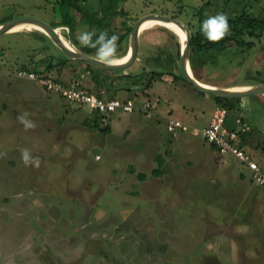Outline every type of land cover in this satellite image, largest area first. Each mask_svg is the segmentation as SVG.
<instances>
[{
	"label": "rangeland",
	"instance_id": "374dc122",
	"mask_svg": "<svg viewBox=\"0 0 264 264\" xmlns=\"http://www.w3.org/2000/svg\"><path fill=\"white\" fill-rule=\"evenodd\" d=\"M206 1L124 0L122 8L132 20L115 16L108 28L117 32L142 17L163 15L194 31L196 9ZM250 1L253 12L264 4ZM53 2L0 0V24L35 18L53 25L59 14ZM75 16L74 32H59L66 40L74 33L87 39L93 27ZM153 28H160V37L169 41L163 49L177 61L175 37L162 26ZM33 32L0 36V72L7 73L0 74V264H264V190L258 188L264 187L241 179L245 167L231 154L217 157L193 131L210 121L212 97L165 75L174 83L155 81L138 96L124 93L134 98L136 110L112 114L108 133L91 129L83 123L87 106L74 109L57 96L50 99L56 102L45 100L36 80L17 76L24 58L33 66L44 56L30 46L40 44ZM113 46L87 54L96 57ZM189 64L198 81L216 87L262 81L264 44L255 40L249 49L232 45L221 53L195 54ZM252 97L257 98L248 96V105L230 114L241 112L261 124L264 103ZM145 102L161 113L156 120L138 113ZM128 114L147 127H122ZM166 114L188 129L169 132ZM21 117L33 126L26 127ZM153 130L154 136H145ZM255 134L259 144L251 153L262 154L264 167V128L255 127ZM25 151L39 159L38 167L24 163ZM133 151L150 154L149 165L131 156ZM158 156L164 160L161 167ZM139 171L144 182L137 178Z\"/></svg>",
	"mask_w": 264,
	"mask_h": 264
},
{
	"label": "trees",
	"instance_id": "16d2710c",
	"mask_svg": "<svg viewBox=\"0 0 264 264\" xmlns=\"http://www.w3.org/2000/svg\"><path fill=\"white\" fill-rule=\"evenodd\" d=\"M124 0H54L53 8L58 10V20L54 21L53 27L62 26L68 28L71 34L74 32L76 24V16H79L80 20H86L90 26L93 27L90 36L86 40V46H78V43L74 41V37L71 35L73 44L79 48L82 52L91 53L96 49H100L109 44L117 45L119 41L127 38L131 29L132 23L129 24L123 33L116 34L115 30L108 28L110 22L115 16H120L127 20H132L129 14L122 8ZM256 1V0H255ZM253 4L249 0H207L198 9H196L195 15L197 17V27L193 31H190V51L189 61L195 54L206 53L213 51L215 53H221L226 48L235 45L242 49H249L253 46L254 41H263L264 44V4L260 6L257 12L252 10ZM224 16L227 22V29L223 30L222 35H217L222 31L218 28L217 32H214V25H218V17ZM44 42L49 39L44 34H39ZM47 44L44 45L43 52L45 54ZM49 54L47 53V56ZM49 57H54L49 55ZM66 58L63 59V61ZM39 62H37L33 71L43 73L50 71L53 68L51 60L48 61L43 68H39ZM58 63H61L59 61ZM25 69H29L26 66ZM86 68L90 72L101 71L97 70L88 64ZM108 72V71H106ZM47 75V74H46ZM163 73L151 71L149 72L143 82V88H149V85L153 80H160ZM184 80L182 73L179 76ZM264 82V80H257ZM100 96V95H99ZM101 97V96H100ZM215 102L227 108L228 111L239 107L240 98H221L212 96ZM85 125L91 129L100 130L103 133L110 131V126L105 124L104 127L99 128V123L102 122V116L97 112H93L92 118H85ZM242 139L244 137L242 136ZM215 150L213 146L210 145ZM158 166L162 165V157H157ZM160 171L154 170L153 174L157 175ZM139 180L145 178L144 174H137Z\"/></svg>",
	"mask_w": 264,
	"mask_h": 264
},
{
	"label": "crops",
	"instance_id": "0c3cea01",
	"mask_svg": "<svg viewBox=\"0 0 264 264\" xmlns=\"http://www.w3.org/2000/svg\"><path fill=\"white\" fill-rule=\"evenodd\" d=\"M151 29H154V28H150V30ZM159 29L151 30V31H147V30H149V29H147V30H144L143 32L139 33V35H138V37H139V39H138L139 49L137 48V55H136V57L138 56V58H137V60L135 59L133 61V63L130 66H128L127 68L121 69V70H104V69H98L97 68V70H101V71H94V72H90L87 70L86 63L79 61V60L68 59L63 54V52H61V50L57 46H55L53 43H51L50 41L44 42V40L41 39L39 34H43V33H41L40 31L33 30V31H35V32H33V34L37 38V41L38 42L40 41V44L38 45L39 47L36 46V44L30 45L31 48L32 49H40L41 52H43L44 45L47 44L48 47L46 49L44 56H42V58H40L39 60L35 61L33 66L28 64L27 61L29 59L26 57L23 59L24 62L20 63V67L24 68L26 66L27 68L33 70L34 65L37 62H39L38 63L39 68L41 69L44 67V65L48 61L51 60V63L54 65L53 68L50 71L45 72V74H47L50 77L56 78V79L66 83V84L70 83L71 81H73L75 79H78L80 81L82 88H84L85 90H87L90 93L96 94L98 96L100 95L101 97L117 98V94H120L121 97H118L119 99H129L130 98V99L134 100L133 97L123 96L124 93L132 92L136 96H138L139 94H143L144 90H145L143 88V82H144L146 75L149 72L156 71V72L163 73L162 78L160 80H153L152 81L153 83L155 81H164V82L169 83V84H173L174 82L173 83L169 82L168 79L164 78L165 75H171L172 79L174 78V80H175L176 78H179L180 74L182 73L181 72V66H180L179 50H178L177 61L173 60L172 51L169 50V52L167 53L163 49L162 43H164V42L168 43L169 41L168 40L166 41L164 38L160 37L161 33H160ZM164 29H166V28H164ZM123 31H124V29L119 30L116 32V34L123 33ZM11 33H16V32H11ZM143 33H146V34L143 35ZM74 35H75V33L73 34V37H74V41H76L78 43V46H86L87 47V45H86L87 39L85 37L83 39L79 40ZM172 35L175 37L176 41L179 44V39H177V37L173 33H172ZM70 38H71V36H70ZM160 45H161V47H159ZM29 47H28V49H29ZM113 47H114V49H112V50H101V54L95 55V56L97 58H100L103 60L107 59L111 56L121 57L123 54L126 53L127 38L122 40V41H119L117 46H113ZM169 48H170V46L169 47L167 46V49H169ZM47 53L49 55L54 56V57H49V55L47 56ZM140 55H143V58ZM64 58H66V60L63 61ZM141 58H142V60H141ZM59 61H61V63H58ZM106 71H108V72H106ZM3 73L7 74L5 72H0V74H3ZM81 75H82V77H81ZM257 82H259V81H257V80L249 81V82L247 81V82L236 83V84H231V85H222L221 87L228 88V87H234V86H249V85L255 84ZM202 83H205V84L211 85V86H215V85H212V84L207 83L205 81H203ZM152 85L150 84L149 87ZM0 90H2V89H0ZM45 91L46 90H44V92H43V94H45V97H44L45 100L46 99L50 100V99H52V97L57 96L60 100L65 101L59 94H57V93L55 94L54 92H48V91L45 92ZM36 96L38 97V95H36ZM36 96H35V98H37ZM209 97H212V96L210 95ZM256 97L257 98H255V97H252V98L255 99L257 102H259L261 100L260 103H262V104L264 103V95L263 94H257ZM24 98H27L28 100H32L34 98V96H30V97L24 96ZM50 101L56 102V100H50ZM249 101L250 100L248 99V96L244 97V98H240L238 105H239V107H241V110H242V108H245L246 105H248ZM211 102L213 104V110H212L210 119L212 117V114L214 112L215 107L218 105L215 102V100L213 99V97L211 98ZM65 103L68 105H71L73 107L77 106L74 104H70L66 101H65ZM155 107L156 106L154 104H152V107L150 109L149 114L143 113L141 111V109L138 110V111H140L138 113L141 115V112H142L144 115H146V117H149V118L152 117V119L156 120L155 117L160 115L161 113L156 112L158 110H156L157 108L155 109ZM80 108H82V107H80ZM74 109H75V107H74ZM88 114H89V116L86 118H92L91 114L93 115V112L90 111V112H88ZM88 114H86V115H88ZM128 115H130V117L127 120L129 123L122 126L125 129H128L130 131V129L138 126L137 124H139L142 129L147 127L144 124H142V122L140 121V119L138 118V116L136 114H128ZM168 116H172V115L166 114V115L162 116V118L167 121ZM236 116H240L247 121L249 120L241 112L234 113V114H230V111L228 112L229 121H232V119ZM260 118H261L260 119L261 124L252 123L251 120L248 121V122H251V124L253 125L252 131L245 134V135H242L244 137V139H242V136H241L239 143L241 146H243V148L245 150H247V152L253 157V159L256 160L263 167V165H262L263 161L261 159L262 154H259L258 152L257 153H255V152L251 153L252 147L253 148L257 147V145L259 144L256 137H255V135H256L255 134V127L259 126L261 128H264V116L262 115V117H260ZM109 119H111V117H109ZM108 120H106L105 123L110 126V130H111L112 125L110 123H108ZM209 122L210 121H208L207 124L204 126H207L209 124ZM155 132L156 131H154V130L149 131L148 133H145V136H149V134L154 136ZM176 134L177 133H175L174 135H176ZM153 140H154V138H153ZM203 147L209 148V145L204 143V141H203ZM215 153H216L217 157H221L218 155L216 150H215ZM131 156L137 158L138 161L140 160V158H145L146 162L148 163L146 165H149L150 157H151L150 154H145V156H140L138 153L136 154V152L133 151L131 153ZM256 157L259 158V160H257ZM136 164H137V162H136ZM165 165H166V161H165ZM244 170L245 171L239 172V174H238L239 177L241 179L250 180L248 170L246 168ZM141 173L144 174V172H140V171L137 172V174H141ZM231 175H232V173H231ZM234 175L235 174H233V176ZM143 180H140V181L144 182ZM255 187H257V186H255ZM258 188L264 190V188H261V187H258Z\"/></svg>",
	"mask_w": 264,
	"mask_h": 264
},
{
	"label": "built area",
	"instance_id": "2783aa9c",
	"mask_svg": "<svg viewBox=\"0 0 264 264\" xmlns=\"http://www.w3.org/2000/svg\"><path fill=\"white\" fill-rule=\"evenodd\" d=\"M64 28L66 27H62ZM16 74L21 78L36 80L44 90L59 94L70 104L87 106L91 112H97L102 116L103 123L115 112L131 113L136 110L133 99L100 97L82 88L78 79L66 84L46 74L25 68H20ZM151 107V102H145L141 111L149 114ZM228 112L227 108L217 105L209 124L202 128H193V131L207 144L213 146L219 156L233 155L248 170L251 182L264 187V168L239 143L242 135L252 131V126L240 116L229 121ZM166 129L175 133L177 130L188 129V126L180 119L168 116Z\"/></svg>",
	"mask_w": 264,
	"mask_h": 264
},
{
	"label": "water",
	"instance_id": "95a60500",
	"mask_svg": "<svg viewBox=\"0 0 264 264\" xmlns=\"http://www.w3.org/2000/svg\"><path fill=\"white\" fill-rule=\"evenodd\" d=\"M145 22H152L156 25H164L167 23L174 24L181 32L182 39H179V56H180V66L181 72L184 80L189 83L197 92L206 93L211 96L221 97V98H244L251 95L263 94L264 95V82H258L249 86H245L240 89H230L224 87H216L207 85L198 81L190 68L189 64V51H190V32L181 21L176 18L163 16V15H149L142 17L140 19L135 20L132 23L131 29L128 33L127 37V49L125 53V58L121 62H107L103 59L94 57L92 55L86 54L82 52L79 48H77L72 40L68 38L69 44L74 48L77 52L75 56L72 54V50L63 44L59 40L58 29L62 28V26L53 27L49 25L47 22L35 19V18H17L12 20H7L0 24V36L4 33H7L13 26L17 24L27 23L32 26L37 27L40 32L43 33L51 43L57 46L63 54L71 60H79L82 61L94 68L104 69V70H121L127 68L135 59L137 55V40L139 31L142 25Z\"/></svg>",
	"mask_w": 264,
	"mask_h": 264
},
{
	"label": "bare ground",
	"instance_id": "6f19581e",
	"mask_svg": "<svg viewBox=\"0 0 264 264\" xmlns=\"http://www.w3.org/2000/svg\"><path fill=\"white\" fill-rule=\"evenodd\" d=\"M154 26H156V24H154V23H152V22H145V23L142 25V27H141L139 33L143 32L144 30H147V29L153 28ZM159 26H162V27L166 28L167 30H169L171 33H173V34L177 37V39H180V40H181V39L183 38V37H182V34H181V32H180V30H179L174 24H172V23H167V24L159 25ZM164 28H162V29H164ZM33 30L41 31V30H39V29H38L37 27H35V26H32V25L27 24V23H22V24H17V25H15V26H13V27H12L7 33H11V32H22V31H33ZM167 30H166V31H167ZM169 31H168V32H169ZM61 33H62V32H61ZM61 33L59 32V29H58L59 40H60L63 44L67 45V46L70 48V50H72V54H73V56H75V55L77 54V52H76V51L74 50V48L69 44V42L66 40V38H65L64 36H62ZM60 54H61V53H60ZM124 58H125V54H123L121 57H114V56H111V57H109V58H107V59H104V61L115 63V62H121V61H123ZM114 59H115V60H114ZM113 60H114V61H113ZM243 87H245V86H234V87H228V88H230V89H240V88H243Z\"/></svg>",
	"mask_w": 264,
	"mask_h": 264
},
{
	"label": "clouds",
	"instance_id": "9594fccd",
	"mask_svg": "<svg viewBox=\"0 0 264 264\" xmlns=\"http://www.w3.org/2000/svg\"><path fill=\"white\" fill-rule=\"evenodd\" d=\"M218 27L219 29H221L222 31L218 32L217 35H222L223 34V30L227 29V22H226V18L224 16H220L218 17ZM22 122H25L26 127H32L33 125L31 123H28L26 121H24V118L21 117ZM23 161L25 164H28L29 162H33L35 163V165L38 167L39 166V159L35 158L34 160L30 157L29 153L27 151H25L23 153V157H22Z\"/></svg>",
	"mask_w": 264,
	"mask_h": 264
},
{
	"label": "snow or ice",
	"instance_id": "6c2138e0",
	"mask_svg": "<svg viewBox=\"0 0 264 264\" xmlns=\"http://www.w3.org/2000/svg\"><path fill=\"white\" fill-rule=\"evenodd\" d=\"M218 28H219L218 26L214 25V29H213V31H214V32H217V31H218Z\"/></svg>",
	"mask_w": 264,
	"mask_h": 264
}]
</instances>
